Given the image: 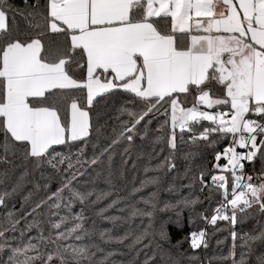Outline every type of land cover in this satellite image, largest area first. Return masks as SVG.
I'll return each instance as SVG.
<instances>
[{
    "label": "snow or ice",
    "instance_id": "snow-or-ice-1",
    "mask_svg": "<svg viewBox=\"0 0 264 264\" xmlns=\"http://www.w3.org/2000/svg\"><path fill=\"white\" fill-rule=\"evenodd\" d=\"M22 3L0 0V264H115L117 255L131 257L123 264H158L147 228L100 231L105 244L131 236L127 252H118L93 242L95 230L85 227L92 209L114 228L126 217L108 215L110 209L147 217L153 226L157 193H141L159 185V176L131 193L148 210L120 208L127 202L113 183L115 149L125 144L129 155L150 130L153 143L168 149L154 170L176 167L185 135L198 150L185 153L186 161L201 145L210 150L211 168L189 177L190 194L165 205L178 209L179 223L183 209L200 203L191 194L196 185L209 200L219 195L211 215H197L216 231L218 222L227 225L232 242L209 264H264V223L251 233L236 228L254 213L264 220V0ZM112 112L118 126L99 123ZM101 179L109 190L97 187ZM41 189L51 194L34 199ZM153 234L167 240V222ZM207 237L202 227L185 239L196 250L208 248ZM168 264L180 262L169 256Z\"/></svg>",
    "mask_w": 264,
    "mask_h": 264
},
{
    "label": "trees",
    "instance_id": "trees-1",
    "mask_svg": "<svg viewBox=\"0 0 264 264\" xmlns=\"http://www.w3.org/2000/svg\"><path fill=\"white\" fill-rule=\"evenodd\" d=\"M16 4L23 7L22 0H14ZM24 21L18 19V24L23 27ZM117 113L112 112L111 116L105 115L102 120L99 121L100 124H107L111 126H118L119 121L116 119ZM126 117H120V119H125ZM153 119V124L150 125V129H155L156 119ZM207 125V122H203ZM111 133V127L102 129V139L107 137ZM155 133L150 130L148 137L143 140H137L132 146L129 155L124 154V148L127 145L122 144L117 147L113 153V171L115 173V179L113 183L116 185V191L119 196L123 197L127 202L121 203L120 208L127 209L128 206H135L142 210H148L142 202H138L140 199V194L131 195L134 187H139L142 180L146 179L148 176L156 175L159 176V185H149L142 190V195L145 197L150 192H156V208L153 209L152 227L149 228V219L143 216H130V212L125 210L124 212L117 211L115 209H110L108 215H118L126 217L125 221L121 222L117 227H113L112 223L103 220L101 217L96 215L95 209H92L85 213L88 217L85 227L93 228V242L100 244L101 247L108 250H116L118 252H127L126 244L131 242V236L129 240H126L124 244H117L115 242L111 244H105L101 241L99 237V232L105 229H111L113 235H123L125 232L130 234H136L144 229H148L151 241V254L156 255L158 264H168V258L171 256L175 260L179 261L180 264H209L210 258L214 256L225 255L227 253L228 247L231 245V237L227 225L218 222L219 227L222 231H216L214 226H205L204 221L200 218L198 213H203L204 215H211L212 209L216 207V202L219 200V195L214 194L209 200L207 198V189L203 193L198 191V185L192 190L191 194L193 196H198L200 203L196 204L192 210L187 208L181 211L179 216V223H177L176 210L172 208L165 207L166 204H176L178 200L190 194V190L186 187L191 183L189 177L198 173L199 167L211 168L212 156L210 150L204 149L203 145L199 148V154L193 157L191 161H186L184 155L187 152H197V148L190 143H188V136L185 135L184 142L177 141V150L175 152V157L173 163L175 164L174 169H159L154 170L155 164L161 160L165 155H168V149L166 145H161L153 143L155 139ZM163 147V151L161 148ZM135 164V167H133ZM257 169H259L260 164L257 161ZM148 168L149 171L145 172ZM38 179V175H37ZM58 187L57 181H53L50 185L51 191H55ZM97 187L105 191L109 190L108 186L104 183L103 179L97 182ZM50 191L46 192L41 189L34 195V199L44 197L45 195H50ZM110 201L105 200L100 203L99 206H104ZM19 208V203L16 204ZM78 210V209H77ZM3 210L0 209V212ZM64 213L61 212V215ZM191 216V222H190ZM49 217V209H44L41 215L42 220H47ZM31 220V217H29ZM161 222H167V232L168 239H162L158 234H153L157 232ZM264 223L261 220L259 213H254L252 218L245 220L242 224L236 226L237 231L241 233H251L253 230L259 229V224ZM23 226V222H21ZM69 226H71L69 224ZM45 227L47 224L45 223ZM206 227L208 232V248L193 250L190 248L188 241L185 239L190 231L198 230L199 228ZM217 240L223 243L217 244ZM180 242L179 244L177 242ZM144 244L149 243V238H146L143 242ZM238 243H240L238 241ZM194 257H199L200 261H195L192 259ZM130 256H114L112 257L115 264H123L124 261L130 259ZM239 258V257H237ZM139 259L143 261L145 259L142 254ZM211 264H217L215 260H211Z\"/></svg>",
    "mask_w": 264,
    "mask_h": 264
}]
</instances>
